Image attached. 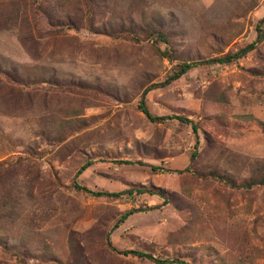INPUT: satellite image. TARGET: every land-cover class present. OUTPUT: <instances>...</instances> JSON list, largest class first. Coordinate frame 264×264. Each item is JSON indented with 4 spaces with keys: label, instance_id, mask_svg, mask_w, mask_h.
Segmentation results:
<instances>
[{
    "label": "rangeland",
    "instance_id": "obj_1",
    "mask_svg": "<svg viewBox=\"0 0 264 264\" xmlns=\"http://www.w3.org/2000/svg\"><path fill=\"white\" fill-rule=\"evenodd\" d=\"M263 20L264 0H0V264H264V187H243L264 177Z\"/></svg>",
    "mask_w": 264,
    "mask_h": 264
},
{
    "label": "trees",
    "instance_id": "obj_2",
    "mask_svg": "<svg viewBox=\"0 0 264 264\" xmlns=\"http://www.w3.org/2000/svg\"><path fill=\"white\" fill-rule=\"evenodd\" d=\"M261 23H264V20ZM258 27H260V25ZM148 28L150 30L147 31V33L145 35V37H146L147 40L153 41L154 43H158V42L167 43L168 42V36H167V34L165 32H163L160 29H154L152 27H148ZM129 33L131 34V39H133V40H135L137 42L140 41V38L138 36H136L135 33H132V32H129ZM259 38H260V36H259ZM255 48H256V43H253V44L249 45L248 47H246L245 49H242L238 53L227 54V55H224V56H221V57H217L215 59H210V60L180 63V64L176 65V68H175L173 74L168 79V84H170L171 82H174L176 80H179L184 74H186L193 67H198V66H203V65L207 66V65H212V64H230V63L236 61L237 59L246 56L249 52H251ZM161 55L164 56V57L172 58V55H171V53L169 52L168 49H166L164 52H161ZM148 92H149V89L145 91V94H147ZM139 108L152 121H155V120L158 119L156 117H153L151 115V113L148 111V109L146 108V106H145V98H143L142 101L140 102ZM174 118L175 119H178V120H180L182 122L185 121L186 123H189L193 127V130L195 132L198 130L197 126L193 123V121H190L188 119H185L184 117H181V116L169 117L170 120H172ZM159 120L164 121L165 118H160ZM192 157L193 158L196 157V153H194ZM88 164L90 165V163H88ZM86 168L87 167L84 166L82 170H85ZM153 170L154 171H157V170H160V168L153 167ZM187 171L190 172V169H188ZM81 173L82 172H80V174ZM75 186H76L77 189H79V190H86V192H89L90 194H92V195H94L96 197H104V196L119 197L121 195L120 193H118V194L115 193L114 194V193L101 192V191L95 192V191H92L91 189H85V188L79 186L77 183H75ZM255 186H263L264 187V177H262L260 179L253 180V181H251L249 183L243 184V187L246 188V189H252ZM134 191L135 192H138V193H143L145 191V189H143V188H137V189H135L133 191H130V194H132ZM135 212H136L135 210H130V211H127L126 213L122 214V216L119 219L116 227H118L119 225L123 224ZM109 244H111V243L109 242ZM124 254L125 255L133 254V255H135V256H137L139 258L148 259V260L157 262L159 264H164L166 262H169V261L159 260L155 256H153L151 254H148V253H145V252L129 251V252H125ZM172 262L173 263H176V262H179V260L178 259H174ZM180 264H187V263L181 261Z\"/></svg>",
    "mask_w": 264,
    "mask_h": 264
}]
</instances>
